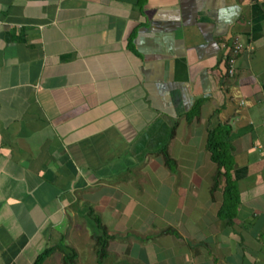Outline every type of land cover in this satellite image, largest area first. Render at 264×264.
<instances>
[{"label":"crops","instance_id":"crops-1","mask_svg":"<svg viewBox=\"0 0 264 264\" xmlns=\"http://www.w3.org/2000/svg\"><path fill=\"white\" fill-rule=\"evenodd\" d=\"M53 248L43 264H264V0H0V264Z\"/></svg>","mask_w":264,"mask_h":264},{"label":"trees","instance_id":"trees-1","mask_svg":"<svg viewBox=\"0 0 264 264\" xmlns=\"http://www.w3.org/2000/svg\"><path fill=\"white\" fill-rule=\"evenodd\" d=\"M228 137L229 129L226 126H219L208 132L206 148L210 152L211 160L217 164L218 174L225 180L224 187V205L220 215L231 216V209L236 207L238 198L234 182L231 179V171L233 169L232 157L228 154ZM169 163V160H166ZM94 221V245L98 263L106 257V244L110 235L107 234L105 228L101 224L98 217H92ZM48 249L41 253L33 264H43L49 254L54 251ZM62 264H76V253L71 248H65L63 251Z\"/></svg>","mask_w":264,"mask_h":264},{"label":"built area","instance_id":"built-area-1","mask_svg":"<svg viewBox=\"0 0 264 264\" xmlns=\"http://www.w3.org/2000/svg\"><path fill=\"white\" fill-rule=\"evenodd\" d=\"M241 50V44L235 42L231 51V56L228 58V73L232 74L234 70L235 58L239 51Z\"/></svg>","mask_w":264,"mask_h":264}]
</instances>
